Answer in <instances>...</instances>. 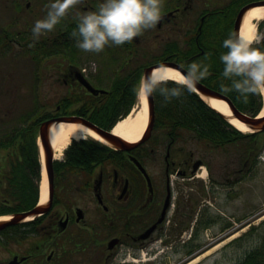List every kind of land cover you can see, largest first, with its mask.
<instances>
[{
  "label": "flooded vegetation",
  "instance_id": "af4514ba",
  "mask_svg": "<svg viewBox=\"0 0 264 264\" xmlns=\"http://www.w3.org/2000/svg\"><path fill=\"white\" fill-rule=\"evenodd\" d=\"M194 1L167 0L164 13L173 14L165 22L172 23L178 15L190 13ZM258 2L264 0H231V8H219L212 13L220 12L217 18H229L228 29L232 31L229 38L235 33L240 10ZM14 6L21 9L20 2ZM90 8L95 10L98 6L92 3ZM210 12L202 10L197 30ZM66 27L64 38L57 39L63 33L55 30L52 39L42 41L49 45L51 59L58 58L60 63L51 67L54 71L47 78L34 73L37 78L34 94L40 96L42 87L46 88L42 82L46 80L50 96L58 95L53 104L45 101L39 104V110L43 109L41 122L71 115L70 112L84 105V98L91 94L83 78L96 88L106 89L118 76L127 78L137 67L133 65L140 63L133 58L137 53L134 38L131 43L106 47L100 53V69L91 67L89 71L82 67L84 52L69 33L70 26ZM4 37L0 35V52L3 50L0 56L10 51L14 42L7 39V33ZM258 37L255 47L264 51V21L259 23ZM22 41L18 42L21 51L25 44ZM163 60H169L168 56ZM170 61L184 68L188 63L187 59L178 57ZM149 63L144 61L140 65L144 68ZM102 96H95L96 105H101ZM191 140L196 139L174 136L158 120L154 102L153 126L147 138L138 144L126 150L108 147L110 150H106L101 145L105 157L91 167L84 160L74 164L66 154L63 163L54 166V197L49 211L42 218L0 231V264H131V258L146 254L191 255L218 246L224 251L234 245H244L251 234L261 240L256 248H264L263 211L249 218L247 208L231 210L232 203L242 197V192L239 195L236 191L243 188L260 165L263 147L260 145L249 154L234 153L235 158L233 155L225 163L227 175L217 177L210 162L200 158V152L189 146L195 144ZM84 141L90 140L79 143ZM204 164L208 166L206 173L207 169L210 172L208 181L202 177L204 171L200 173ZM7 178L8 154L0 149V212L14 209L17 203L7 194ZM90 194L93 199H89ZM18 212L12 211V214ZM240 230L244 233L237 235L233 243L230 238ZM202 236L205 242L201 241Z\"/></svg>",
  "mask_w": 264,
  "mask_h": 264
},
{
  "label": "trees",
  "instance_id": "16d2710c",
  "mask_svg": "<svg viewBox=\"0 0 264 264\" xmlns=\"http://www.w3.org/2000/svg\"><path fill=\"white\" fill-rule=\"evenodd\" d=\"M218 14L220 12L213 13L206 20L202 31L195 34L198 35V44L204 50L203 54L197 55L200 52L195 35L187 38V48L183 51L177 45H168L167 54L174 53L180 59L192 57L186 65L187 68L193 63L207 65L210 74L200 82L228 96L244 113L257 116L263 108L262 96L249 95L248 102L244 103L234 90L226 92L222 88V85L229 88L231 86V80L223 76L224 65L220 57L227 52V49L223 47V42L228 39L232 31L228 29L229 18H217ZM77 24L78 19L66 20L64 18L58 24L60 26L58 33L63 34L57 39L65 37L66 25L70 26L69 33H73L77 29ZM45 39L49 40L48 37ZM45 39H41L38 43L29 41L34 44L32 46L35 50L33 51L34 56H50L51 49L42 42ZM133 73L135 77H132ZM131 74L127 78L117 77L113 81L111 92L107 97H103L104 101L101 105H96V98L89 96L84 98V105L81 108L71 113L82 114L102 127L111 128L121 117L126 116L136 103L137 89L141 80L140 69L132 71ZM154 97L158 120L174 136L182 135L185 139L193 138L206 147L211 146L216 149L238 147L240 152L247 154L257 151L260 144L264 147V132L242 133L221 113L206 104L196 92L185 91L179 100L173 98L167 103L159 93H155ZM14 122V126L7 131H2L0 127V147L9 151L10 171L7 180V194L17 203L14 209L8 208L0 214L29 210L39 202V184L42 176L37 132L40 119L31 109L17 116ZM105 149L110 150L107 147ZM102 150L100 144L91 140L82 143L75 142L67 150V157L74 164L84 160L91 167L105 157ZM60 164L62 162H56V165ZM239 264H264V248L251 250Z\"/></svg>",
  "mask_w": 264,
  "mask_h": 264
},
{
  "label": "rangeland",
  "instance_id": "374dc122",
  "mask_svg": "<svg viewBox=\"0 0 264 264\" xmlns=\"http://www.w3.org/2000/svg\"><path fill=\"white\" fill-rule=\"evenodd\" d=\"M229 1L231 0H195L194 9L190 13L178 15L172 23L163 21L160 26L156 24L153 29L147 30L143 35L136 37L137 53L133 56L134 60H138L140 63L149 61L153 59L154 56L161 55L166 45L170 42H177L181 45V48H184V43L182 41L184 40L185 34L186 32L190 34L195 31V25L197 24L198 16L202 10L225 6ZM17 2H20L21 9H16L14 6ZM29 2L31 3L30 7H27V3ZM53 2H55V0H0V35L4 37L7 33V39L14 40V42H11L10 51H5V53L0 56V125H3L2 131L9 130L14 126L13 123L18 115L33 107L35 97L33 85L37 83V78L34 73L39 71L38 73L40 75H45L47 78L49 74L54 71V65L60 63V59L58 58L44 59L45 63L34 62L29 57V53L20 50L22 47L18 43L22 41V37L25 40L40 41L41 39H45V37L49 38L51 34L55 32L56 28L51 32L41 35L38 39L33 38L32 32L36 21L46 17V12L48 11L47 6ZM103 2L104 0H83V3L73 8L65 18L69 19L72 17L78 19V14L98 10H92L90 4L94 3L96 6H99V4ZM166 2L167 0H164L161 14L164 13L163 10L165 6H167ZM22 42L24 44V41ZM2 51L3 50H1V52ZM100 53L102 54V52ZM100 53L84 52L85 61L82 67H86L89 71L91 67H98L100 69L102 60ZM140 63L134 64L133 67ZM35 78L36 80L34 81ZM107 83L109 84V82ZM42 84H45L46 88L44 90L42 87V92L40 94L41 100L53 104L58 95L54 97L50 96V85L48 81L46 82V80H44ZM139 105V99L137 98L134 107L138 108ZM189 146L192 150L200 152V154H198L200 158L210 162L213 173L217 177L227 175L224 171V168H226L225 163L233 157L234 153H237L236 151H239L238 147H231L228 148L227 151L215 150L209 152L202 145L190 144ZM189 149L190 148H187L186 150ZM259 161L260 165L255 168L250 178L242 185L243 188L236 191L239 195L242 192V197L235 201L234 204L232 203L231 208L232 211H241L247 208L249 211V218L258 211H263L264 214V160L260 157ZM203 171H205V167L200 173H203ZM207 173H210L208 169ZM204 176H206V171ZM89 199H93L92 194H90ZM254 221L256 224L258 223L257 218H255ZM243 233L244 232L240 230L238 234L235 233L233 236L235 235L234 237H237V235ZM247 240L248 241L242 246L234 245L224 251L221 250L223 249L222 246H218L210 254L202 257L195 264H210V262L211 264H237L243 260L248 252L255 249L261 241L255 234H251ZM201 241L205 242V236L201 237ZM235 241H237L236 238H234L233 243ZM205 253H199L192 257L180 254H159L155 257L154 255L146 254L145 256L142 255V257L139 256L135 258L139 260V264H163L164 262L165 264H188L193 259ZM132 259L134 258H131V260ZM143 259L146 261L142 262Z\"/></svg>",
  "mask_w": 264,
  "mask_h": 264
},
{
  "label": "clouds",
  "instance_id": "9594fccd",
  "mask_svg": "<svg viewBox=\"0 0 264 264\" xmlns=\"http://www.w3.org/2000/svg\"><path fill=\"white\" fill-rule=\"evenodd\" d=\"M164 0H104L97 11L78 14L77 29L72 36L84 52L96 53L109 46L131 43L134 38L153 29L161 19ZM83 0H55L47 6V15L37 20L32 32L33 38L51 32L73 8L81 5ZM259 37H245L242 33L232 35L223 42L227 52L220 57L224 65L223 76L231 80V86L224 91L234 90L244 103L249 95L264 97V51L253 47ZM167 74L154 72L141 78L137 95L148 98L159 93L165 103L173 98L179 100L185 91L194 93L196 84L209 73L207 65L193 63L187 73L181 74L166 70ZM171 84V86H169ZM264 160V156H261ZM211 264V262H210Z\"/></svg>",
  "mask_w": 264,
  "mask_h": 264
},
{
  "label": "bare ground",
  "instance_id": "6f19581e",
  "mask_svg": "<svg viewBox=\"0 0 264 264\" xmlns=\"http://www.w3.org/2000/svg\"><path fill=\"white\" fill-rule=\"evenodd\" d=\"M264 21V6L263 7H254L250 9L244 16L240 34L242 33L245 37H258V25L260 22ZM256 43V42H254ZM253 43V44H254ZM172 70L173 72L180 73L176 69L172 68H160L153 71L158 74H167L166 70ZM139 107H134L131 113L116 124L113 129V132L127 141L128 143H137L142 138L145 130L148 127L149 120V104L148 98H140ZM203 99L214 109L220 113L229 117L231 123L241 130L244 133L252 132V130L246 126L244 123L239 121L236 118H232V112L228 107V104L219 99L203 97ZM260 117H264V107L260 113ZM50 142L55 152V159L61 160L64 154V151L70 146L73 140H82L86 138L95 139L103 144L110 145V143L103 138L101 135L93 131L92 129L77 123H54L50 127ZM42 174L43 179L40 186V205H45L49 200L48 195V177L45 166V159L43 156L42 159ZM10 219V216H0V221H6ZM30 219V218H27ZM215 248L209 250L204 255L193 259L188 264L197 263L202 257L210 254Z\"/></svg>",
  "mask_w": 264,
  "mask_h": 264
},
{
  "label": "water",
  "instance_id": "95a60500",
  "mask_svg": "<svg viewBox=\"0 0 264 264\" xmlns=\"http://www.w3.org/2000/svg\"><path fill=\"white\" fill-rule=\"evenodd\" d=\"M257 6H264V2L252 3V4H249V5H247L241 9V11L238 14L236 24H235V35L240 34L241 25H242L245 14L250 9L257 7ZM170 15L171 14L161 16L159 23H161V21L163 19H168ZM159 68H173V69H176L177 71H179L181 74L187 73V70L184 69L182 66L178 65L177 63L163 62V63H159V64H156V65H153V66L146 68L144 70L143 77L153 74V71L155 69H159ZM82 81H83L85 87L90 91V93L97 95V96L99 94L106 93V91H104V90L94 88L90 84V82H88L87 80H82ZM196 89H197L196 92L201 96L202 99L205 96V97L215 98V99L225 101L228 104V107L230 108V110L233 114L232 118L238 119L239 121L244 123L246 126H248L253 132H259V131L264 130V117L256 118V117L250 116V115L240 111L234 105V103L230 100V98H228L226 95L205 86L201 82H198L196 84ZM148 99H149V106H150V117H149V126L150 127H148L149 129H148V131H146L144 138L149 134V131H150L151 126L153 124V118H154L153 96L148 97ZM224 116L231 123L230 119L226 115H224ZM62 122L82 124V125L90 128V129H92L93 131H95L99 135H101L103 138H105L110 144L114 145L115 147L122 148V149H128L131 146H133V144L127 143L124 139H122L121 137L116 135L113 131H111V132L107 131V130L101 128L100 126L96 125L95 123L91 122L90 120H88L84 117L67 116V117H61V118H58L55 120H49V121L42 123L40 126V129H39L38 145L40 148L41 160L43 159V156L45 159V166H46V171H47V176H48L49 202L45 205L37 206V207L31 209L30 211L16 214V215H14V218L11 221H0V231L4 230L5 228H7L10 225L20 223L28 217H32V218L38 217V216H41V215L45 214L46 212H48V210L51 206L52 200H53V195H54V166L53 165H54V158H55L54 149H53L51 142H50L49 131H50V127L54 123H62Z\"/></svg>",
  "mask_w": 264,
  "mask_h": 264
}]
</instances>
